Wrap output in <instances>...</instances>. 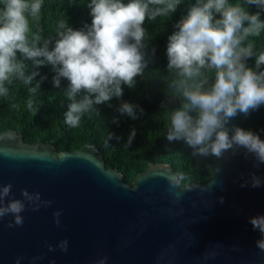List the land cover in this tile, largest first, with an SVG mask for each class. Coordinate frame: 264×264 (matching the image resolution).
Wrapping results in <instances>:
<instances>
[{
	"label": "clouds",
	"instance_id": "clouds-1",
	"mask_svg": "<svg viewBox=\"0 0 264 264\" xmlns=\"http://www.w3.org/2000/svg\"><path fill=\"white\" fill-rule=\"evenodd\" d=\"M42 3L43 0H3L0 96L8 95L6 84L13 80L32 84L40 75L35 69L50 64L56 71L53 86L59 88L61 79L68 82L63 94L70 103L64 112V122L75 128L85 113L99 116L96 106L112 107L109 102L122 97L124 86L129 89L135 86V78L143 76L148 64L143 51L145 20L155 21L157 17L175 13L180 0H90L86 4L90 24L74 30L61 21L55 39H42L38 32L29 39L28 17L37 19ZM245 5H255L260 11L250 14ZM260 12H264V0H244V4L195 0L167 38L166 69L174 73L168 87L182 95L184 103L170 111L165 138L169 143L183 141L194 158L221 159L226 152L235 155L243 148L246 155L264 163V140L260 135L229 127L230 120L238 114L247 116L264 106V51L257 55L253 43L248 41V37L259 36L264 29ZM17 53L31 61L30 73ZM252 58L254 67H249L247 61ZM37 88L39 84L29 90L35 92ZM33 104L31 99L27 102L30 110ZM116 110L120 115L137 118V105L123 102ZM112 122L118 124L115 117ZM134 137L132 129L127 146ZM113 138L120 139L108 133V140ZM169 180L174 183L171 177ZM260 183L253 174L251 186L259 187ZM11 190V184L0 186V218L11 215L10 228L22 226L21 213L26 205L33 211L51 206L52 202L41 200L38 192L22 189L23 199H16ZM60 215L59 211L53 213L57 226ZM249 222L261 234L256 247L264 251V216L250 218ZM57 247L66 252L67 240L60 241ZM48 250L55 249L49 246ZM105 260L106 257L101 258L97 264H105ZM19 261L17 258L16 264Z\"/></svg>",
	"mask_w": 264,
	"mask_h": 264
},
{
	"label": "water",
	"instance_id": "water-1",
	"mask_svg": "<svg viewBox=\"0 0 264 264\" xmlns=\"http://www.w3.org/2000/svg\"><path fill=\"white\" fill-rule=\"evenodd\" d=\"M208 169V183L179 188L170 164L150 163L130 185L106 169L95 145L58 154L51 144L2 132L0 186L11 184L16 199L24 189L52 203L36 211L26 205L22 226L8 227L11 215L0 218V264H97L104 257L105 264H264L261 234L249 222L264 216V163L241 148L213 158ZM253 174L259 187L251 186ZM62 240L66 252L57 247Z\"/></svg>",
	"mask_w": 264,
	"mask_h": 264
},
{
	"label": "trees",
	"instance_id": "trees-1",
	"mask_svg": "<svg viewBox=\"0 0 264 264\" xmlns=\"http://www.w3.org/2000/svg\"><path fill=\"white\" fill-rule=\"evenodd\" d=\"M89 2L90 0H43L39 17H28L29 39L37 32L42 39H55L61 21H66L74 30L90 24L91 17L86 7ZM192 3L195 0H180L175 13L157 17L155 21L145 20L143 27L147 35L143 41V51L148 64L144 74L135 78L133 88L123 87L122 97L113 98L109 102L112 107L96 106L99 116L85 113L78 127H69L64 122V112L70 101L63 94L68 82L61 79L60 87H54L52 81L56 71L52 65L45 64L35 69L40 75L34 78L32 84L25 85L19 80L6 84L8 95L0 96V134L14 130L25 143H48L55 147L58 154L73 152L84 145H95L103 156L106 169L116 170L122 174L123 181L130 185L150 163L170 164L178 176L179 188H192L208 183L211 179L208 165L214 157L194 158L191 149L183 141L169 143L165 138L170 126V111L184 103L182 95L168 87L174 73L166 69L167 38L175 31L173 25ZM229 3L244 4V0H229ZM2 7L3 0H0V8ZM245 7L250 14L260 11L255 5ZM260 19L264 21V12H260ZM248 41L253 43L257 55L264 51V29L259 36L248 37ZM17 57L23 60L30 73L33 70L31 61L25 60L19 53ZM254 63V58L247 61L249 67H254ZM41 77L45 79L41 80ZM36 84H39V88L35 92L30 91ZM30 99L34 101L33 110L27 106ZM123 102L138 106L136 119L117 112L116 109ZM139 109L143 110L142 113ZM113 117L118 124L112 122ZM229 127L257 132L263 140L264 106L251 111L247 116L238 114L230 120ZM132 129L135 130V137L131 145L127 146ZM108 133L120 139L108 140Z\"/></svg>",
	"mask_w": 264,
	"mask_h": 264
}]
</instances>
